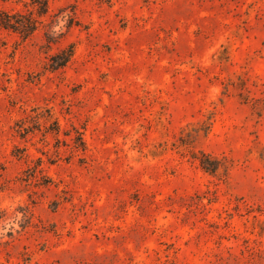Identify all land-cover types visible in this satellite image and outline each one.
Instances as JSON below:
<instances>
[{
	"label": "rangeland",
	"instance_id": "374dc122",
	"mask_svg": "<svg viewBox=\"0 0 264 264\" xmlns=\"http://www.w3.org/2000/svg\"><path fill=\"white\" fill-rule=\"evenodd\" d=\"M46 1L0 0V264H264V0Z\"/></svg>",
	"mask_w": 264,
	"mask_h": 264
},
{
	"label": "trees",
	"instance_id": "16d2710c",
	"mask_svg": "<svg viewBox=\"0 0 264 264\" xmlns=\"http://www.w3.org/2000/svg\"><path fill=\"white\" fill-rule=\"evenodd\" d=\"M38 3V9L39 13L45 14L46 13V8H47V1L46 0H39ZM0 27L3 29H10L12 32H16L20 34L21 37L27 38L29 35H31L36 27H37V22L30 17H26L22 14L15 13H7V12H2L0 14ZM72 56V49L66 48L63 51H61L58 55L53 57L51 59L52 65L50 66L51 70L58 69L60 67H63L71 58ZM254 108H261L264 110V101L261 99H257L253 103ZM256 106V107H255ZM261 110V111H263ZM46 112L47 115V121H50L52 116L49 114V111L47 109L43 110V112ZM36 126H38V122L35 121ZM57 122H53L49 128L48 131H53V132H58V126ZM18 127V131L20 134L26 133L29 131L28 126H26L24 123L20 124ZM209 128V125H206L203 128H198V129H193L191 131L193 132H199L202 131L203 134H206L207 130ZM180 142L183 146L190 145V142H187L183 140L182 138L180 139ZM199 155L196 154H191V158L194 160H197L199 165L201 166L202 170L208 174H215L217 173L220 169L223 170V172L226 171V165L225 161L212 157L208 154L203 153L202 151L198 152Z\"/></svg>",
	"mask_w": 264,
	"mask_h": 264
}]
</instances>
